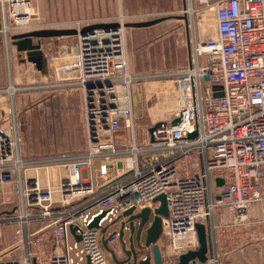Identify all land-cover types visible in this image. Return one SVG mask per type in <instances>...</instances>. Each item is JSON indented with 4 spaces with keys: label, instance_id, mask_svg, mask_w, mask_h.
<instances>
[{
    "label": "built area",
    "instance_id": "obj_1",
    "mask_svg": "<svg viewBox=\"0 0 264 264\" xmlns=\"http://www.w3.org/2000/svg\"><path fill=\"white\" fill-rule=\"evenodd\" d=\"M197 1L201 10L214 13L217 34L194 41L187 66L175 72H130L124 16L103 23H116V29L83 35V28L96 24L78 21L71 28L78 34L70 51L46 50L62 86L85 92L88 149L73 161L63 156L56 166L66 176L43 186L41 162L22 159L16 132L0 127V209L17 201L0 213V240L6 227L18 225L20 248L19 257L0 264H110L102 241L112 247L119 230L113 236L103 231L130 209H150V227L161 195L169 216L162 223L165 244H158L169 264L200 249L197 224L206 228L205 264H232L221 263L224 246L229 253L232 246L264 242V0ZM3 4L9 23L0 35L37 31L35 15L28 12L31 0ZM150 79L167 85L156 97L174 106L165 108L169 118L139 133L143 107L150 102L143 83ZM121 132L131 135L130 146L115 143ZM44 167L49 171L52 165ZM28 171L37 176L28 178ZM98 178L106 186L118 182L98 195ZM99 217L98 227H91ZM40 218L46 224L31 230Z\"/></svg>",
    "mask_w": 264,
    "mask_h": 264
},
{
    "label": "rangeland",
    "instance_id": "obj_2",
    "mask_svg": "<svg viewBox=\"0 0 264 264\" xmlns=\"http://www.w3.org/2000/svg\"><path fill=\"white\" fill-rule=\"evenodd\" d=\"M31 2L35 15L34 28L37 31L71 29L78 21L95 24L116 22L121 16L125 17L127 24L164 19L158 25L157 30L156 28H127L126 30L129 68L130 72L137 76L156 75L155 73H161V70L162 72L164 69L168 70L171 68V60L175 58L180 67L185 66L194 41L210 40L213 37L209 39L208 37L215 34L214 13L203 11L198 14L195 0L192 2L194 10L192 12H190L189 0H31ZM150 13L155 15H148ZM20 33L22 32H11L12 35ZM41 43L47 51H58L62 48L70 51L77 44V38L74 36L48 38L42 39ZM161 45L162 48H160ZM157 48L167 53L163 61V55L157 53ZM174 52L176 56L173 55ZM160 63L163 65L157 68L156 65ZM50 75L51 77L45 83L33 81L25 85L33 87L43 84L45 86L43 91L28 89L16 93L23 105L22 111L15 114L21 148L25 156L40 158L39 160L43 161L52 159V157L59 158L63 154L80 153L88 146L86 97L83 88L62 86L64 82L54 75L52 69ZM158 81L150 79L143 83V90L148 92L150 102L143 107L141 113L143 117L141 124H137V128L140 127L144 131L152 123L169 118L170 114L165 108L168 105L174 106L171 102L165 105V102L161 101V96L160 99L156 97L167 89V85ZM79 93L82 95L80 96ZM78 98L80 101L74 103V100ZM5 104L0 100V109ZM74 104L81 106L82 125L68 120L74 117L73 110H71ZM172 109L175 113L176 108ZM8 120H12L10 113H3L0 117V125ZM76 124L81 128L79 129ZM76 128L78 129L75 130ZM80 131L82 133H79ZM80 135L84 138V144L74 145V142L80 140ZM71 142L74 144L72 145ZM143 158L141 157V160ZM16 203L17 201L13 205ZM12 206H2L0 213L11 210ZM32 212L39 213L37 210ZM107 225L109 223L105 224ZM16 227L17 225L6 227L0 240V259L10 252H12L11 256L4 260L14 259L15 255H19V251L16 250L18 240L14 233ZM119 227L117 224L110 225L106 235L110 236L119 230ZM129 237L130 234L127 232L125 239L128 241ZM71 242L73 244L74 239ZM159 242L164 245L165 239L160 238ZM228 251L225 246L220 251L221 263L264 264V242L254 241L241 248L232 246V252L228 253ZM105 254L108 262L113 264L111 255L106 251ZM230 256L232 260L228 261ZM83 264H87V261Z\"/></svg>",
    "mask_w": 264,
    "mask_h": 264
},
{
    "label": "water",
    "instance_id": "obj_3",
    "mask_svg": "<svg viewBox=\"0 0 264 264\" xmlns=\"http://www.w3.org/2000/svg\"><path fill=\"white\" fill-rule=\"evenodd\" d=\"M164 19H157L153 21H146L140 23H128L126 24L127 28H143L156 25L162 22ZM118 24L109 23V24H96L89 27H85L80 31V34H85L88 31L94 29H116ZM78 34V31L75 29H48V30H38L27 33L13 34L10 39L12 45L16 47L19 53H25L26 59L29 63H32L36 66L37 70L41 72H46L48 63L42 50V39L48 38H59V37H73ZM1 36V35H0ZM36 40V41H35ZM218 96V95H216ZM177 121H174V124H177ZM152 132V130H151ZM196 134L190 135V138H194ZM219 185H222V180H217ZM155 202H159L160 205L155 211V216L153 221L146 231H144L145 225L148 224L151 210L144 209L139 212H135L134 209H130L125 212L123 216L115 221L113 224L119 225V238L122 243V247L117 252L110 249L108 246L107 240L103 239L102 244L104 250L111 255L113 264H151L150 259H142L140 257V252L143 249L151 248L154 255L155 264H164L162 259V251L158 244V241L162 235V223L163 218L169 216V210L167 205V200L165 195H161L155 199ZM101 217L97 218L91 227H98V223ZM198 232V239L200 243V249L195 252H189L182 255L179 258V261L174 264H190L192 261L193 264L198 260L200 263L205 264L208 259V239L206 228L203 224L196 225ZM105 234L107 230L103 231ZM130 234L128 241L124 238L126 233ZM71 233L75 235V229H71ZM115 235V232L110 236ZM79 239V237H77ZM136 244V248H135ZM129 246V249H127Z\"/></svg>",
    "mask_w": 264,
    "mask_h": 264
},
{
    "label": "crops",
    "instance_id": "obj_4",
    "mask_svg": "<svg viewBox=\"0 0 264 264\" xmlns=\"http://www.w3.org/2000/svg\"><path fill=\"white\" fill-rule=\"evenodd\" d=\"M194 0H192L193 2ZM196 5L198 6L196 11L197 13H201L204 10H201L200 5L198 3L197 0H195ZM150 16H153L155 14L150 13L148 14ZM5 23H9V20L6 19L5 17V9H4V4H3V0H0V29H3V26L5 25ZM161 23V22H160ZM156 24L153 26H149V27H143V28H159L158 25L160 24ZM153 32H157V31H153ZM217 34V30H216V26H215V34L214 35H210L208 37H215ZM11 33L8 34H1L0 36V100L2 101V103H6L5 105H3L0 109V117L1 115L5 112L10 113L12 120H8L7 122H5L4 124L0 125V127L8 130L9 132H16L18 139L20 140V136L18 134V127H17V120H16V116L15 114L22 111L23 105H22V101L20 98H18L16 96L17 92H22V91H26L28 89L34 90V91H43L45 89V86L42 85H36V86H31V87H27L25 86L26 84H28L29 82H33L36 81L37 83H45L46 81H48V78L51 77L50 75V66L48 64L46 72H41L39 70H37L36 66L32 63H29L26 59V54L25 53H19L16 49L15 46L12 45V41L10 39L11 37ZM207 39L203 40L206 41ZM36 41V40H35ZM160 48H162V45L160 46ZM160 48H157V53L158 54H162L163 59L167 56V53H165L163 50H158ZM170 52V51H169ZM168 52V54H170ZM44 55L46 57V50L44 51ZM173 55L176 56V52L173 53ZM172 56V54H171ZM173 57V56H172ZM190 57V54H189ZM189 57H187V64L189 62ZM47 59V58H46ZM176 59V58H175ZM171 60V68H169L168 70L164 69L163 72L161 70V73H169V72H175L180 70L181 68H184L185 66H187V64L185 66H179V62L177 60ZM48 63V61H47ZM159 65H163V64H158L156 65V67L158 68ZM161 73H155L156 75H159ZM14 91V94H12L11 92ZM80 96L82 95L81 93H79ZM80 100L75 99L74 103H78ZM81 106L74 104V106L71 108V110H73V114L74 117H70L68 118V120L70 121H75V123H78L80 125H82V121H83V115L81 113ZM8 108V109H7ZM7 109V110H6ZM4 110V111H1ZM5 119V118H4ZM8 119V118H7ZM77 125V124H76ZM78 126V125H77ZM79 127V126H78ZM81 128V126L79 127V129ZM78 128H76L75 130H77ZM137 132L141 133L142 128H136ZM143 131V130H142ZM74 132V131H73ZM79 133H82V131H80ZM81 137L79 141H76L74 143H72V145H78V146H82L84 144V138L83 136H79ZM115 143L119 146V147H128L131 144V135L129 133L126 132H121L118 133L117 135H115ZM70 143V144H71ZM88 149V146L86 148L85 151L83 152H77V153H71L69 155L63 154L61 157L59 158H54L52 157V159H47L45 161L43 160H39L38 158H29L27 156L24 155L23 150L21 148L20 145V155L22 157V159H24L25 161H40V165L38 168V176H39V181L41 182V184L43 186H47V184L52 183V184H57L58 181L66 176V172L67 171H61L60 168L58 166H56L57 164H60L63 160L62 157L65 156L67 159V161H73L75 157L77 156H82ZM49 160H54L53 163L51 164V161ZM45 165H52V168L50 167L49 171H47V169L44 167ZM95 167H98V164L95 165ZM35 171H28L27 172V176L28 178H33L37 175H35ZM120 178V177H118ZM118 181H110V185L106 186L103 185V181L98 178L95 182V184L97 185L96 189H97V194H103L105 193L113 184L117 183ZM6 197V195H5ZM7 212L6 210L3 212L5 213ZM7 214V213H6ZM47 221L43 220V219H36L34 221V223L31 225L30 229H37L42 227L43 225L46 224ZM18 226V225H17ZM74 236V235H73ZM75 238V236H74ZM18 240V239H17ZM18 246V244H17ZM16 246V248H17ZM15 249V248H14ZM19 251V255H15L16 258L20 256V248L18 247V249H16ZM14 252V251H13ZM12 252L6 254L5 256H3L4 259L8 256H11ZM232 254V253H230ZM9 258V257H8ZM15 259V258H14ZM232 260V256H230V259Z\"/></svg>",
    "mask_w": 264,
    "mask_h": 264
},
{
    "label": "flooded vegetation",
    "instance_id": "obj_5",
    "mask_svg": "<svg viewBox=\"0 0 264 264\" xmlns=\"http://www.w3.org/2000/svg\"><path fill=\"white\" fill-rule=\"evenodd\" d=\"M147 229H148V227H147V224H146L145 225V228H144V231H146ZM124 238H126V236ZM121 247H122V243H121L120 238H118V240L114 242L113 246L110 247V249H112V250H114V251L117 252L118 250H120ZM135 248H136V244H135ZM127 249H129V246H127ZM140 257L142 259H144V260L149 258L151 264H155L154 263V255H153V252H152V249L151 248L143 249L140 252ZM162 259H163V263L164 264H169V263L166 262V259H165L164 255H163V253H162Z\"/></svg>",
    "mask_w": 264,
    "mask_h": 264
},
{
    "label": "bare ground",
    "instance_id": "obj_6",
    "mask_svg": "<svg viewBox=\"0 0 264 264\" xmlns=\"http://www.w3.org/2000/svg\"><path fill=\"white\" fill-rule=\"evenodd\" d=\"M28 12L29 13H31L32 15H34V12H33V10L32 9H30V10H28ZM190 12H192V9L190 10ZM12 94H14V91L13 92H11Z\"/></svg>",
    "mask_w": 264,
    "mask_h": 264
}]
</instances>
